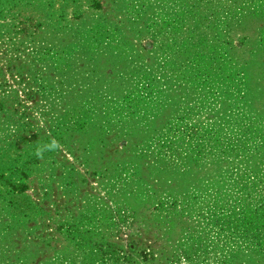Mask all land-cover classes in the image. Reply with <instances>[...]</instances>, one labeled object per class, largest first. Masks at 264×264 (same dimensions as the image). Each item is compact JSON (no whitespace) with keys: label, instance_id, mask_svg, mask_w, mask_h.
Returning a JSON list of instances; mask_svg holds the SVG:
<instances>
[{"label":"rangeland","instance_id":"rangeland-1","mask_svg":"<svg viewBox=\"0 0 264 264\" xmlns=\"http://www.w3.org/2000/svg\"><path fill=\"white\" fill-rule=\"evenodd\" d=\"M0 264H264V0H0Z\"/></svg>","mask_w":264,"mask_h":264},{"label":"clouds","instance_id":"clouds-1","mask_svg":"<svg viewBox=\"0 0 264 264\" xmlns=\"http://www.w3.org/2000/svg\"><path fill=\"white\" fill-rule=\"evenodd\" d=\"M56 145H55V142H53V144H52V147H55Z\"/></svg>","mask_w":264,"mask_h":264}]
</instances>
